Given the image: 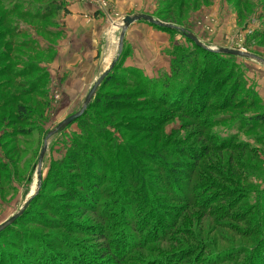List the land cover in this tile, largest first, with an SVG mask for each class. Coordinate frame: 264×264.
<instances>
[{
	"label": "rangeland",
	"instance_id": "obj_1",
	"mask_svg": "<svg viewBox=\"0 0 264 264\" xmlns=\"http://www.w3.org/2000/svg\"><path fill=\"white\" fill-rule=\"evenodd\" d=\"M102 1L106 13H94L111 30L109 57L123 18L148 14L210 47L264 58V0H131L123 10ZM85 2L96 8V0ZM70 3L0 0V223L35 190L47 133L82 108L105 69L108 38L92 53L70 25ZM208 51L145 20L128 28L113 79L88 107L98 139L74 121L48 140L39 195L0 233V264H109L96 253L114 264H264V64ZM160 111L169 119L152 128L149 116ZM76 139L116 153L110 166L118 171L88 183L89 155L75 165L62 160ZM175 145L181 153L167 162L152 158Z\"/></svg>",
	"mask_w": 264,
	"mask_h": 264
},
{
	"label": "trees",
	"instance_id": "obj_2",
	"mask_svg": "<svg viewBox=\"0 0 264 264\" xmlns=\"http://www.w3.org/2000/svg\"><path fill=\"white\" fill-rule=\"evenodd\" d=\"M59 9L58 10H61V8L62 7H58ZM196 49H203L206 53H214V52H210V51H208V50H205L204 48H202V47H200V46H198V45H196ZM218 55V58H221V55H223V54H221V53H219V54H217ZM225 55V54H224ZM230 56H232V55H230ZM116 67V66H115ZM115 69V68H114ZM114 69H113V71L108 75V77L103 81V83L101 84V86L102 85H104L105 83H107V82H109L111 79H113V77H114ZM100 86V87H101ZM99 87V88H100ZM99 90V89H98ZM98 95V91H97V94H96V96ZM95 96V97H96ZM107 101H111V100H107ZM112 101H114V100H112ZM102 103V100H101V98H98V99H96V101H95V105H94V107L96 106L97 107V105H99V104H101ZM157 105H160V104H164V105H166V107H169V108H175V109H177L178 111H180V109H181V111H183L182 110V106L181 105H178V104H172V103H169V102H167L166 100L163 102V101H160V100H157L156 102H155ZM153 104V106L152 105H149V103H148V106H151V107H155L156 106V104ZM104 104V103H103ZM162 104V105H163ZM92 107H93V103H91L90 104ZM177 105L180 107V108H178L177 107ZM17 109H18V111H22V112H24V110H25V106L24 105H18L17 106ZM89 109V108H88ZM88 109L84 112V114L81 116V117H79L76 121H79L80 123H84V125H88V127H87V129H94L95 130V132H96V127L97 126H99V124H98V122L96 121V122H94V124H91V122L88 120V118L86 117L87 116V111H88ZM191 110L192 111H195V109L193 108H191ZM191 114L190 113H188V116H190ZM193 115H195V114H193ZM198 116L199 115H197V116H195V118H198ZM169 119V117L167 116V114H166V111L165 112H158V113H156V114H151L150 116H149V120H150V124H152L153 126H152V128L154 127V128H156L157 127V124H161L164 120L165 121H167ZM260 121V120H259ZM102 123V122H101ZM142 126V125H141ZM139 126L137 125L136 126V129L138 128ZM142 127H144V126H142ZM91 130V131H93L94 132V130ZM92 133L91 135H90V137H94V139L95 138H97V132L96 133ZM90 137H88V136H86V138L85 139H87V138H90ZM98 139V138H97ZM105 146H106V142H105V144H104ZM116 145H119V146H121V144L120 143H115V144H113V147L114 146H116ZM104 146V147H105ZM103 149V148H102ZM223 150H228V145L227 146H225L224 148H223ZM118 151V153L117 154H119V153H122V150L121 149H118L117 150ZM218 152V151H217ZM177 153H181L180 152V150H179V148L175 145V146H165L164 148H162V149H160V150H158V152L154 155V157H152V158H160V159H163L164 161H166L167 162V160H166V158H168L169 156L171 157V158H173V157H175V154H177ZM182 153H183V151H182ZM114 154H116V153H114L113 151H109V150H102L101 151V149H98V152H96V150H95V147H92V145L91 144H89V143H85V145H84V143L81 141V140H78V139H76V140H73V143H72V149H71V151H70V154L68 155V156H66V157H64L62 160L63 161H65L66 162V160L67 161H70L69 163H71L72 165H75L76 164V162L77 161H80V160H84V158H85V156L86 155H89L91 158H92V161H90V162H88L87 163V161H86V163L84 164V168H85V170L86 169H88V171H89V173L91 174V179L88 181V183L90 182V183H93V182H96V181H98V179H100L101 181H103V180H105V179H108V177L109 176H107L106 175V171H107V173L109 172L110 174H112V175H114L118 170L116 169V166H110V158H112V156L114 155ZM166 155H168V156H166ZM206 155V154H205ZM156 156V157H155ZM191 158H194V160H196L197 158H202V156L201 155H197V154H194V156L193 157H191ZM194 160H192V163H194ZM130 163H131V160H128ZM77 164H80V165H82V163H77ZM70 167V166H69ZM94 171H96V172H94ZM195 176H197V174H195ZM195 178V177H194ZM83 184V183H82ZM95 185H97V184H95ZM224 192V194L226 193L225 192V190L223 191ZM227 192H228V190H227ZM39 195V194H38ZM226 195H227V193H226ZM224 196V195H222V197L223 198H220V200H222V199H225V198H227L228 196ZM217 196H219V194H214V196H213V199H214V197L216 198ZM37 197V196H36ZM35 197V198H36ZM35 198H34V200H35ZM86 200H85V202L86 201H91V204H92V199H93V197H92V195H89V197L87 196L86 198H85ZM33 200V201H34ZM32 201V202H33ZM186 204L188 205V207H191V205H193L194 204V201H193V199H190V198H186ZM32 204V203H31ZM30 204V205H31ZM30 207V206H29ZM150 209H153L152 211L150 210ZM188 209V208H187ZM156 210V208L154 207V205H150V207H149V209H148V211H147V215L149 216V217H152V218H154V219H156L154 216H152V214H153V211H155ZM27 211V210H26ZM26 213V212H25ZM24 213V214H25ZM159 213V212H158ZM23 214V215H24ZM22 215V216H23ZM21 216V217H22ZM20 217V218H21ZM19 220V219H18ZM17 220V221H18ZM154 223H155V220H154ZM165 224V223H164ZM13 225V224H12ZM129 225V224H128ZM9 228V227H8ZM7 228V229H8ZM3 232V231H2ZM1 232V233H2ZM121 235H122V233H121ZM116 240H112V242H115ZM117 244V243H116ZM119 248H127V246H125L123 243H121L120 245H119ZM128 250V249H127ZM91 253H87V251L85 252V253H83V257H90L91 259H92V257H94V256H91L90 255ZM99 253H96V257L97 258H100V259H102V261L103 260H105V259H111L110 260V262H109V264H114V261L115 260H112V259H115V257H113V256H111V258H101L99 255H98ZM122 253H120V252H114V256L116 255L117 257L118 256H120ZM91 261V260H90ZM94 260L92 259V262H93ZM32 264H38V263H34V262H32Z\"/></svg>",
	"mask_w": 264,
	"mask_h": 264
},
{
	"label": "water",
	"instance_id": "obj_3",
	"mask_svg": "<svg viewBox=\"0 0 264 264\" xmlns=\"http://www.w3.org/2000/svg\"><path fill=\"white\" fill-rule=\"evenodd\" d=\"M139 20H145V21H148L154 25L179 30V31L183 32V34L187 38L192 40L196 45H198L202 48H205L207 50L216 51L218 53L225 54V55L246 57V58L256 60L258 62H262L264 64V58L261 56H258L254 53H251L249 51L242 50V49H233V48H218L217 49V48L210 47V46L206 45L205 43H203L194 33L187 31L185 28H180V27H178L172 23H167V22L161 21L159 19L154 18L151 15H148V14L126 15L123 18V25L121 26L122 29H121L119 39H118V46H117L116 55L114 56V58L112 59L111 63L108 65V67L105 68L104 71L93 82L89 92L87 93V95L85 97L82 108L80 110H78L77 112L71 114L70 116L66 117L65 119H63L61 122H59L57 124V126L55 128H53L52 130H50L47 133L45 140H44V145L42 147V150H41L39 158H38L36 188L30 194V196L26 199V201L21 206V208L15 214H13L10 218L6 219L4 222L0 223V233L2 231L6 230L8 227H10L12 224H14L26 212V210L29 208V206L32 203V201L34 200V198L36 196H38L41 185H42L43 161H44V157H45V154L47 152L48 145H49L48 140L52 136L58 134L59 132L63 131L65 128L70 126L74 121H76L79 117H81L84 114V112L88 109V107L92 103L94 97L96 96L99 87L101 86L103 81L108 77V75L113 71V69L115 68V66L117 65V63L120 59V56H121L122 51H123L125 37H126V33H127L128 28L132 24H134L136 21H139Z\"/></svg>",
	"mask_w": 264,
	"mask_h": 264
},
{
	"label": "crops",
	"instance_id": "obj_4",
	"mask_svg": "<svg viewBox=\"0 0 264 264\" xmlns=\"http://www.w3.org/2000/svg\"><path fill=\"white\" fill-rule=\"evenodd\" d=\"M130 2L131 0H113V3H116V6L120 8V10L126 9V3L130 4ZM69 10L71 12L69 15L71 22L70 25H72V27L75 29L74 34L78 35L80 32L82 35H84V38L87 43L92 42L90 43V47H88L92 53L98 51V45H100L101 36H106V38H108L107 40H105V44H102V50L100 49L101 57L106 68L111 63L113 57H109L110 53H108L107 55L106 51V49L109 48V44L111 43V39L109 40L111 30L107 29L108 27L104 22V18L101 17L100 13L95 14L94 11H97L95 7L91 3L85 1H72V3H70L69 5ZM112 28L114 29L113 26ZM116 51L117 46L114 50V55L116 54Z\"/></svg>",
	"mask_w": 264,
	"mask_h": 264
},
{
	"label": "built area",
	"instance_id": "obj_5",
	"mask_svg": "<svg viewBox=\"0 0 264 264\" xmlns=\"http://www.w3.org/2000/svg\"><path fill=\"white\" fill-rule=\"evenodd\" d=\"M72 1L79 2V1H88V0H72ZM96 1H97V5L95 9L106 13L105 11L106 5L103 3V1L102 0H96ZM107 16H109V13H107Z\"/></svg>",
	"mask_w": 264,
	"mask_h": 264
},
{
	"label": "bare ground",
	"instance_id": "obj_6",
	"mask_svg": "<svg viewBox=\"0 0 264 264\" xmlns=\"http://www.w3.org/2000/svg\"><path fill=\"white\" fill-rule=\"evenodd\" d=\"M117 26H119V23H114V24H113V27H114V28H117Z\"/></svg>",
	"mask_w": 264,
	"mask_h": 264
}]
</instances>
